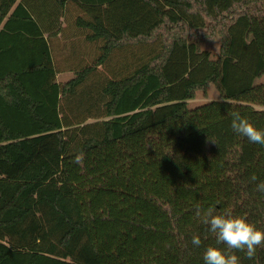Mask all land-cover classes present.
Returning a JSON list of instances; mask_svg holds the SVG:
<instances>
[{"label": "trees", "instance_id": "16d2710c", "mask_svg": "<svg viewBox=\"0 0 264 264\" xmlns=\"http://www.w3.org/2000/svg\"><path fill=\"white\" fill-rule=\"evenodd\" d=\"M234 110L264 129V0H0V264H204L197 208L264 228Z\"/></svg>", "mask_w": 264, "mask_h": 264}, {"label": "clouds", "instance_id": "9594fccd", "mask_svg": "<svg viewBox=\"0 0 264 264\" xmlns=\"http://www.w3.org/2000/svg\"><path fill=\"white\" fill-rule=\"evenodd\" d=\"M230 116V127L234 133L247 138L249 143L264 146V129L257 128L239 111H232ZM84 155L83 151L79 152L75 162L82 164ZM250 180L257 181L256 175L253 174ZM256 190L264 193V181L256 184ZM196 215L203 217L202 222L214 238V244H209L203 252L204 264H240V256L236 253L242 252L251 259L257 249L264 246V228L251 222L246 215H234L231 211L217 213L213 208L204 212L197 208ZM201 243V237L194 234L191 244L199 247Z\"/></svg>", "mask_w": 264, "mask_h": 264}, {"label": "rangeland", "instance_id": "374dc122", "mask_svg": "<svg viewBox=\"0 0 264 264\" xmlns=\"http://www.w3.org/2000/svg\"><path fill=\"white\" fill-rule=\"evenodd\" d=\"M203 47H204V50L208 51L211 56H215L218 53L219 44L217 43V41H215L213 43L206 44ZM67 79L68 78L66 77H60L59 81H65ZM206 101L208 100L207 99H197V100H194L192 103L201 104Z\"/></svg>", "mask_w": 264, "mask_h": 264}]
</instances>
